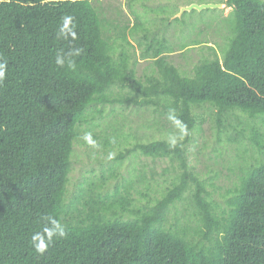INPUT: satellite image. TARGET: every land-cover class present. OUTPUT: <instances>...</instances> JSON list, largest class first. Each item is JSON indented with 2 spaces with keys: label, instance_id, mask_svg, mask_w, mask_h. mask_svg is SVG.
<instances>
[{
  "label": "trees",
  "instance_id": "1",
  "mask_svg": "<svg viewBox=\"0 0 264 264\" xmlns=\"http://www.w3.org/2000/svg\"><path fill=\"white\" fill-rule=\"evenodd\" d=\"M136 1L108 15L102 0H0V264H264V0H216L229 35L220 55L182 43L207 50L191 71ZM141 60L150 72L139 76ZM115 103L149 110L159 136L129 143L104 126V153L117 151L108 178L69 194L75 144L97 127L98 105L104 118ZM206 116L236 148L219 197L188 160ZM137 156L174 168L140 206L144 175L109 182Z\"/></svg>",
  "mask_w": 264,
  "mask_h": 264
},
{
  "label": "rangeland",
  "instance_id": "2",
  "mask_svg": "<svg viewBox=\"0 0 264 264\" xmlns=\"http://www.w3.org/2000/svg\"><path fill=\"white\" fill-rule=\"evenodd\" d=\"M103 4L109 5L108 15H115V8H119L128 14L126 6L127 0H102ZM136 1L134 8L138 13L142 14L148 21L149 25L156 26L162 32L166 29L165 36L170 40L174 50L168 53L169 58L174 65L183 68L187 71L193 69L194 64L207 50H202L201 44L189 45L185 49H181V44L184 42L191 43V40L197 39L209 46H214L217 53L220 55L226 39L229 35V26L226 21L229 7L219 8H192L182 10L190 4H207L216 3V0H144ZM169 6V11L175 13L165 23L163 18L158 14L159 8ZM215 9V10H214ZM218 9V10H216ZM151 10V11H148ZM129 15V14H128ZM121 17V16H120ZM131 18V16H130ZM190 41V42H189ZM150 61L141 60L136 65V73L142 76L144 73H149ZM114 95L120 94L119 90L113 89ZM101 108V116H97L95 122L97 127L88 135H83L75 144L73 149L72 171L69 177V194L75 192L80 184H85L87 179L90 183L102 184L108 178V168L114 164V157L117 151L104 153L103 151V127L106 126L109 131L117 126L118 131H122L128 136V141L131 143L135 134H156L158 130L144 125L147 118H151L149 110L138 109L134 106L120 105L115 103L105 108L103 118V106ZM149 113V115H148ZM204 121L201 130L193 135L192 142L188 144V160L194 165L197 173L212 186L207 189L216 197L218 193L224 192L228 183V178L232 176L228 170L229 161L234 157L235 145L224 142L220 143L217 140L214 120ZM120 177L110 180V187L118 180L120 183L129 177H137L141 180V176H145V181L150 185L145 189L144 184L136 185V192L132 196L135 199L134 204L140 206L145 204L144 195L148 190H157L164 185H168L174 177V168L169 164L167 159L152 160L149 157L137 156L134 159L125 158L123 165L120 167ZM185 206L186 203L178 205Z\"/></svg>",
  "mask_w": 264,
  "mask_h": 264
},
{
  "label": "water",
  "instance_id": "3",
  "mask_svg": "<svg viewBox=\"0 0 264 264\" xmlns=\"http://www.w3.org/2000/svg\"><path fill=\"white\" fill-rule=\"evenodd\" d=\"M223 4L222 3H207V4H190L186 7H183L182 10L186 9H192V8H196V9H202V8H219L222 7Z\"/></svg>",
  "mask_w": 264,
  "mask_h": 264
},
{
  "label": "clouds",
  "instance_id": "4",
  "mask_svg": "<svg viewBox=\"0 0 264 264\" xmlns=\"http://www.w3.org/2000/svg\"><path fill=\"white\" fill-rule=\"evenodd\" d=\"M4 77V72H3V65H0V80H2ZM39 251H43V248H39Z\"/></svg>",
  "mask_w": 264,
  "mask_h": 264
}]
</instances>
